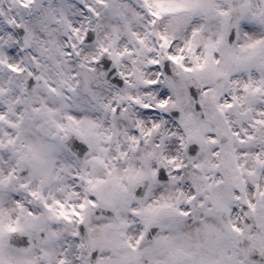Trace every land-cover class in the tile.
Masks as SVG:
<instances>
[{
    "label": "snow or ice",
    "instance_id": "obj_1",
    "mask_svg": "<svg viewBox=\"0 0 264 264\" xmlns=\"http://www.w3.org/2000/svg\"><path fill=\"white\" fill-rule=\"evenodd\" d=\"M0 264H264V0H0Z\"/></svg>",
    "mask_w": 264,
    "mask_h": 264
}]
</instances>
